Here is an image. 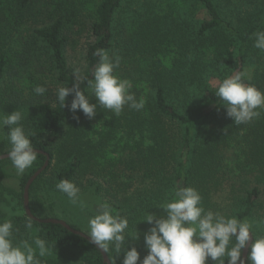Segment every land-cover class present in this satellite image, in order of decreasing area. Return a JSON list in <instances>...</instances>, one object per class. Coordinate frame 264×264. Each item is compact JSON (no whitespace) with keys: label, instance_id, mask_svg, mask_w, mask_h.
Returning <instances> with one entry per match:
<instances>
[{"label":"trees","instance_id":"1","mask_svg":"<svg viewBox=\"0 0 264 264\" xmlns=\"http://www.w3.org/2000/svg\"><path fill=\"white\" fill-rule=\"evenodd\" d=\"M74 1L0 0V116L20 110L23 117L20 123L29 134L33 148L42 152L37 153L36 161L21 179L22 193L19 196L22 202L28 181L45 165L47 156L49 165L31 186L30 198L36 191L38 180L48 172L53 175L50 188L56 189V184L63 179L74 183L83 171L86 150L90 149V144L84 138L91 119L82 111H71L72 95L66 98L67 107L63 109L59 103L57 106L47 103L46 96L26 94L24 89L34 81L36 74L42 72L44 60L52 67L61 87L79 83L90 103H95L90 99L92 91L87 80L94 78L93 71L99 62V57L95 55L97 49L107 50L108 53L115 51L114 38L119 33L117 18L124 11L125 0H95L93 19L90 21L94 41L87 49V69L80 82L70 76L66 57V48L74 29L72 22L77 20ZM181 1L173 0V7L176 5L180 9L179 5L184 6L179 3ZM192 1L184 0V3L188 5ZM197 1L204 5L210 17L209 21L198 25L192 24V19L189 24L183 19L170 22L173 18L170 15L161 19L156 15L157 7L154 3L146 8L145 12L159 30H167L165 32L168 34V30L174 32L179 28L182 35L177 40L180 43L181 59H176L171 68L154 59H147L145 65H138L130 71L133 82H146L150 87V93L143 97L137 86L130 90L137 100L143 98L145 101L142 110L131 109L130 132L145 134L152 139L149 147H141L139 144L132 148L135 156L131 158L135 161L145 152L151 156L153 161L149 164L137 161L140 176L150 179L151 183L155 176L151 172L158 170V164L163 173H156L160 180L155 184L153 182L148 190L138 193L133 201L129 200L131 204L129 201H111L109 205L114 215L118 213L128 220L123 248L130 250L135 247L140 256L144 254L146 228L151 226L144 222L146 215L150 213L157 218L162 216L165 211L160 206L172 201L177 187L196 189L202 197L205 211L213 210L210 185L216 168L222 162L218 150L227 142L243 136L245 142L253 147L255 156L259 155L258 162L264 159V111H260L261 115L251 122L237 126L227 116L223 102L215 96L222 81L236 74H243L244 83L254 85L264 92V73L256 71L251 80L243 77L246 67L254 60L255 52L259 53V49L253 46V34L264 31V0L258 1L259 6L250 0V7L254 10H245L236 17L230 10H226L228 17L225 18L217 7L218 0ZM37 19L40 22L38 20L37 27H32L31 40L20 42L22 39L18 33L21 27L28 23L35 25ZM149 23L150 19L143 17L141 12H132L128 14L127 21L120 25L123 28L121 32L123 36L137 33L142 39L145 36L139 34L147 31ZM188 32L194 35L187 36ZM134 46L124 51L130 53ZM184 56L188 57L190 63L182 62ZM195 56L197 60L191 61ZM186 71L188 73L183 74ZM216 74L219 84L215 90H211L209 80L211 75ZM76 116L79 119L74 118ZM121 119L122 122L127 121L128 116ZM8 132L7 127L0 129V156L7 154L11 148L7 139ZM9 164H12L11 160H4L0 162V167ZM260 180L264 181L263 177ZM6 191L8 189L0 184V204L4 202ZM261 195L260 186L245 189L240 204L230 210L228 216L224 215L251 222L255 236L253 242L255 238L264 237V218L255 220L261 209ZM31 211L39 219L36 212ZM6 219H10L14 225V244L22 241L32 244L37 237L47 242L50 248L48 255L39 257L37 250L41 264H65L64 261L83 258L88 259L89 264H103V256L95 245L61 224L39 223L28 217L26 212L9 217L0 209V222ZM29 219L33 224L31 230L26 228ZM123 248L117 253L112 244L106 251L111 264L122 262ZM207 264L214 262L209 259Z\"/></svg>","mask_w":264,"mask_h":264},{"label":"rangeland","instance_id":"2","mask_svg":"<svg viewBox=\"0 0 264 264\" xmlns=\"http://www.w3.org/2000/svg\"><path fill=\"white\" fill-rule=\"evenodd\" d=\"M249 1L218 0L217 7L224 18L228 17V12L225 13L226 10H230L232 15L236 17L239 13L243 14L245 10H254L250 7ZM254 1L259 6L261 0H251L252 4H254ZM74 2H76L77 20L72 22L74 29L71 41L66 48V57L70 76L80 82L87 69V49L94 41L90 21L93 19V5H95L96 1L76 0ZM63 3L65 4V2ZM152 3L157 7L156 15L159 18L173 17L170 22H177L183 19L189 24L192 19V24L198 25L210 20L204 5L197 0L192 1L188 5L184 3V0L179 2L184 4V6L179 5L181 6L180 9L176 5L173 7V0L124 1V11L117 18V31L119 30V33L114 38L115 51L108 53V55L113 61L116 56L120 57V66L114 70L115 74L121 79L130 80L132 82L131 90L137 86L141 97L150 93V87L146 82L137 84L133 82L131 69L137 68L138 65H145L147 59H154L161 62L165 67L171 68L176 59H181L180 43L177 40L182 35L181 31H178L179 28H177V31L174 32L168 30L167 34L165 32L167 30H159L152 18L145 12L146 8ZM132 12H141L143 17L150 19V25L146 26L147 31L139 34L145 36L142 39L139 38L137 33L132 36H123L121 32L123 28L120 25L127 21L128 14ZM38 20H35L37 21L35 25L28 23L21 27L18 33V36L22 39L20 42L31 40L32 27H37ZM186 35H194V33L189 34L188 32ZM180 41L184 42L182 39ZM129 46L134 47H132L130 53H126L124 50ZM255 54L254 60H251L249 66L246 67L243 76L248 80L253 78L256 71L264 73V51L259 50V53L255 52ZM196 60V56L191 59L193 62ZM182 62L186 64L190 63V60H188L187 56H184ZM43 63L42 72L36 74L34 81L30 82L24 89L26 94L32 93L38 97L41 95H37L34 89L37 86L45 87L47 91L44 96L47 98V103L57 106L59 102L56 93L61 86L56 80L52 67L46 64L44 60ZM196 64L199 66L198 63ZM77 69H79L80 80H77L74 75ZM185 73H188V71L183 72V74ZM218 84V75H211L209 80L210 89L215 90ZM90 99L97 104V113L94 119L89 120V127L86 129V138L84 140L88 141L90 149L86 150L85 153L83 171L74 182L80 189V198L84 202L85 207L73 205L65 194L50 188V181L53 178L52 172H48L42 179L38 180L36 191L30 198V208L36 212L39 219L63 221L87 236L89 231L88 221L99 212L100 204L105 202L109 204L111 201L125 203L129 200L133 201L138 193L148 190L153 182L155 184L157 180H160L157 178L156 173H163L160 164H158V170L151 172L155 175L153 177L154 181L151 183L150 179H146L144 176L142 178L140 176L141 173L137 170V161L149 164L153 161L151 156L145 152L144 155L135 161L131 158L135 156L132 148L139 144L141 147L152 145V139L149 136L130 132L131 108L125 106L121 114L116 116L112 111L99 106L93 92ZM128 111L129 113L127 114ZM258 111H264V109H258ZM125 115L128 116V120L122 122L121 117ZM252 149L253 147L245 142L244 137L240 136L230 140L223 148L218 150L219 154H221L219 160L222 162L216 168L215 177L212 179L209 190L210 202L214 205L213 212H219L222 215L230 214V210L240 204L242 197L245 195V189L260 186L262 191L260 198L261 209L259 208V215L255 220H259L260 217L264 218V181L260 182L262 177L264 179V159L260 161L261 163L258 162L259 155L255 156ZM26 171L27 169L22 175H17L16 169L12 164L0 167V184L8 189L5 192L4 202L0 204V209L9 217L25 213L24 200L22 202V197L19 195L22 193L21 179ZM130 201L129 204H131ZM162 214L160 217L166 218L167 214L165 212ZM152 226L147 227L146 231L148 232ZM111 246L112 244H110L109 248ZM147 254L145 246L144 254L140 256V260L142 261ZM64 263L89 264L86 258L76 261H64Z\"/></svg>","mask_w":264,"mask_h":264},{"label":"clouds","instance_id":"3","mask_svg":"<svg viewBox=\"0 0 264 264\" xmlns=\"http://www.w3.org/2000/svg\"><path fill=\"white\" fill-rule=\"evenodd\" d=\"M254 47L264 51V31L253 34ZM99 62L93 71V79L87 84L94 93L100 107L112 111L119 116L125 106L134 110H142L145 106L143 98L137 100L131 93L132 82L121 79L114 72L120 66V57L114 61L107 50L97 49ZM80 80L79 69L74 73ZM243 74H236L225 78L215 92L226 109L227 116L235 125L246 124L258 118L264 109V92L256 86L246 84ZM47 89L37 86L34 92L44 95ZM72 95L71 111H82L89 118L96 116V103H90L79 83L71 87H60L56 96L60 106L67 107L66 98ZM22 112L16 110L11 114L0 116V129H9L7 139L11 145L8 159L11 160L17 175H22L37 159V151L32 141L21 125ZM79 119L78 116L74 117ZM57 191L65 194L73 205L85 207L80 198V189L67 179L56 184ZM99 212L88 221V237L95 246L107 251L110 244H114L117 253L122 251L125 243L124 232L128 228V220L105 202L99 205ZM166 212V218H157L148 213L144 222L153 225L144 234V243L148 254L140 260V253L135 247L130 250L123 248L122 264H207L208 260L214 264H246L242 257L243 250L248 246L253 234V224L247 219L241 220L226 217L219 212L205 211L202 197L192 187H177L171 202L160 206ZM33 227L31 219L26 222V228ZM14 225L10 219L0 222V264H41L37 258L50 253L47 242L39 237L30 244L22 241L13 243ZM136 239H139V234ZM33 244L35 247H33ZM227 257V260H225ZM247 264H264V237L255 238L251 243Z\"/></svg>","mask_w":264,"mask_h":264},{"label":"water","instance_id":"4","mask_svg":"<svg viewBox=\"0 0 264 264\" xmlns=\"http://www.w3.org/2000/svg\"><path fill=\"white\" fill-rule=\"evenodd\" d=\"M37 153L42 154L41 151H37ZM4 160H8V154H4V155L0 156V162L4 161ZM48 165H49V157L47 156V161H46L45 165L30 178V180L28 181V183H27V185L25 187V190H24V208H25L26 214L28 215V217H30L31 219H33V220H35V221H37L39 223L61 224L64 227H66L70 232H72V233H74L76 235H79V236L85 238L87 241L90 242V238L87 235H85V234L73 229L67 223H65L63 221L54 220V219L41 220V219H37V218H35L33 216L31 208H30V188L33 185V183L36 181V179L47 169ZM252 242H253V237L250 239L248 246L243 250V259L245 260V262H247L248 254H249ZM97 248L100 250V252H101V254L103 256V264H111V261H110L108 255H107L106 251L101 249V248H99V247H97Z\"/></svg>","mask_w":264,"mask_h":264}]
</instances>
